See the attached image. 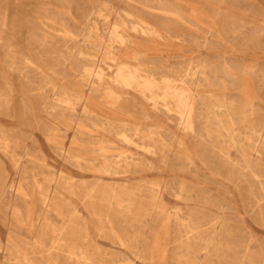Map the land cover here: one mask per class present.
I'll return each instance as SVG.
<instances>
[{"label": "rangeland", "instance_id": "1", "mask_svg": "<svg viewBox=\"0 0 264 264\" xmlns=\"http://www.w3.org/2000/svg\"><path fill=\"white\" fill-rule=\"evenodd\" d=\"M115 60L140 79L188 66L206 67L210 78L227 68L230 78L194 84L192 131L177 114L154 108L145 90L93 89L79 74ZM202 99L226 101L243 124L232 125L225 110L211 112ZM137 128H163L168 141L150 147ZM217 129L239 133L232 162L218 150L229 140ZM252 131L264 139V0H0V264L33 263L34 250L41 264H70L65 251L85 239L87 224L57 189L93 225L110 223L116 238L138 242L139 251L129 248L133 264H264V205L254 197L262 188L235 166L247 155L264 180V145L252 149ZM153 183L159 201L149 193ZM39 184L49 200H41ZM95 187L102 194L86 209L85 194ZM116 192L134 194L130 213L116 212ZM185 223L232 245L208 235L206 250L195 242L189 250L176 234ZM101 237L113 240L104 229Z\"/></svg>", "mask_w": 264, "mask_h": 264}, {"label": "bare ground", "instance_id": "2", "mask_svg": "<svg viewBox=\"0 0 264 264\" xmlns=\"http://www.w3.org/2000/svg\"><path fill=\"white\" fill-rule=\"evenodd\" d=\"M72 55H73V53H72ZM101 60H102V58H101ZM77 73H78V71H77ZM79 74L81 75V77H84L85 79H92L93 80V89H98V90L108 89V88H111L113 86V84L114 85L116 84V86H119V87H121L125 90H129V91H133L137 88H139L140 90L141 89L145 90L148 93V94H146V96L149 99V101L152 102L154 108H156V109L160 108V109H162L168 113L177 114L180 118V123L183 126V128L184 129L188 128L192 131H193L192 113H193L195 101L197 100L196 99V93L192 90L194 84L210 83V82L214 81L213 79H215V78L216 79L219 78L218 82L219 81L224 82L230 78V74H229V71L227 68H221V69L214 71L213 72L214 77L210 78L209 77V75H210L209 71L206 67H204V66H195V67L188 66L187 68H185L183 70H181V69L180 70H174L173 74L171 76H164L161 73H158L156 76H153L151 78L150 77H144V78L141 77L142 79H140L139 75L137 73V70H133L125 62L120 61V60H115L113 62H110L107 66H105V65H101L99 67H96L94 65L86 66L83 70L79 71ZM177 83H182V87L179 88L178 86H176ZM50 86H51V84H50ZM55 89L56 88L54 87L53 91ZM156 91H158V92H156ZM139 93H141V92H139ZM202 101H203V99H202ZM45 103L47 104L46 101H45ZM203 104L206 107L210 108L211 112L216 113L218 111L225 110V115L229 118L232 125H235L237 123H242V121H244V119H245L243 114H241V115L238 114L234 110V108L232 106H230L226 101L225 102H223V101L211 102L209 100H204ZM211 118L212 117L209 116L207 118V122H214L216 124L221 123L220 120L218 119V117H217V119L219 121L218 120L213 121ZM123 123L126 124L127 122H123ZM252 132H253L252 134L247 135V142L252 147V149H254L255 151H258V152H262V147L264 145V139H262L261 132H259V131H255V132L252 131ZM205 133H207V132H205ZM226 133L227 134H224L223 132L220 131V129H217L218 136L226 137L229 140V142H225V144H227L226 148H218V150L220 152H222L224 155H226V158L228 159L229 162H232L233 160H232V157L230 155L229 150H230V148H232V147L234 148L236 146V144H237L236 139H238L239 133L236 130H228V132L226 131ZM135 135L140 137L142 139V142L146 143L150 147H155L158 144H162L163 142L168 141V135L163 130V128L148 129V130H144V131L137 128L135 131ZM209 135H210V133H209ZM245 138H246V136H245ZM132 141H133V139H132ZM177 142H179V146H180V149L183 151V154H185V152L187 153L186 155H184L185 159L188 160L192 164L193 160L190 156V153L188 152L184 142H182L178 138V136H177ZM209 148H211V147H209ZM239 150L242 151L243 149L240 147ZM15 155H17V154H15ZM12 156H14V155L12 154ZM69 156H71V155H69ZM12 160H13L15 166L19 165L18 157L15 156L14 159H12ZM69 160H70V158H69ZM118 162L120 164L121 160H119ZM235 166L238 169V171L249 170L256 177V179L259 180L258 183H260L261 188H262L261 193L260 194L255 193L254 197H255V200H256L258 205H264V180L262 179V176L257 172V167L255 168V165L252 164L250 157L246 155V157H244V159L242 161H237L235 163ZM101 176H103V175H101ZM65 178H67V177H65ZM61 183H63V185L68 186L66 179L65 180L63 179ZM76 183H78V182H76ZM96 187L85 194V201L84 202L86 203V206H88L86 209H88V208L90 209V205L93 204V202L99 197L100 194H102L101 190L99 188H96ZM39 189H40L41 200L42 201L49 200L50 198L48 197L46 188L43 185L39 184ZM3 192H4V190H3ZM56 193L58 196L60 195L61 197L65 198L67 200V203H69L71 205L73 204L76 212L84 219L85 223L87 224V227H86V235L87 236L85 237V239L81 240L80 238H78V239L73 240L65 251L66 258L70 264H133V260H134L135 255L132 251L130 252L129 248L131 247L134 250L139 251L140 250V244L138 242H136L134 240H130V239H129L130 241H126L123 238L122 239L116 238V236H115L116 234L113 231L110 223L107 224L108 226L103 225V227L93 225L92 223L89 222L88 218L83 214V212L73 203V200L69 196L66 195V192L60 191L59 189H57ZM68 193L69 194H75V192L71 188L68 191ZM149 193H151V195L154 199L159 201L158 183L150 184ZM128 195H129V197L124 196L123 194L116 192V194H114V196L112 197L114 202H115V208H116L117 213H130L133 210V205H134V200H133L134 196L133 195L134 194L132 193V194H128ZM250 195H252V194H250ZM53 197H54V195H53ZM55 198H56V196H55ZM105 199L107 200V198H105ZM56 200L54 199V203H53L54 205L57 204ZM164 208L165 207L160 202L156 208L158 214H161V212L163 211ZM90 214H91V216L95 215V211H92ZM141 214L143 216H147V215H149V210L146 209V210L142 211ZM75 216H77V215H75ZM76 218H78V217H76ZM132 223H133V220L129 219V224H132ZM68 224L69 223H67V226H68ZM212 224H215V223H212ZM60 226H61V224H60ZM103 229H104V231L106 230L108 233H111V235H113V240H109V239L103 240L102 239L101 232L103 231ZM176 234H178V236H179V238H178L179 244L185 245L189 250H190L192 244H194V242H195L194 245H197L201 249L206 250L207 249V243L209 241L208 235L214 236V238L216 235L217 237H219L221 243H223V245H225L227 247H231V245H232L230 242H227L224 240V236H223V238L221 237L222 234H220L221 236H219L216 232L214 233V230H210V229L205 230L202 228V226L192 225L191 223H185L182 226L178 227ZM210 239H211V237H210ZM104 241H107V243ZM61 244L62 243H61L60 238H58L56 240L54 239V242L49 249L51 251H53L54 253H57L61 249ZM63 244H65V243H63ZM3 245L4 244H2V246ZM40 245L43 246V248H45V246L42 243H40ZM118 246H120L121 248H119ZM15 251H16V249H15ZM34 252H35V260L33 261V263L30 262L29 264H41V260L37 256V251L34 250ZM53 258L56 259L55 254L53 255ZM242 259H244V258H242ZM184 264H192V263H191V261L186 260L184 262Z\"/></svg>", "mask_w": 264, "mask_h": 264}]
</instances>
